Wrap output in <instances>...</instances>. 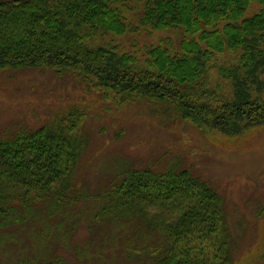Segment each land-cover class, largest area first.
Returning a JSON list of instances; mask_svg holds the SVG:
<instances>
[{
    "label": "trees",
    "instance_id": "1",
    "mask_svg": "<svg viewBox=\"0 0 264 264\" xmlns=\"http://www.w3.org/2000/svg\"><path fill=\"white\" fill-rule=\"evenodd\" d=\"M168 31L174 37L138 40ZM40 67L83 76L118 108L156 101L200 130L241 135L264 126V0H0V70ZM82 118L75 109L0 136V228L34 219L33 205L56 212L65 203ZM113 182L97 195L101 216L158 235L151 264H233L210 183L187 169L151 168Z\"/></svg>",
    "mask_w": 264,
    "mask_h": 264
},
{
    "label": "rangeland",
    "instance_id": "2",
    "mask_svg": "<svg viewBox=\"0 0 264 264\" xmlns=\"http://www.w3.org/2000/svg\"><path fill=\"white\" fill-rule=\"evenodd\" d=\"M169 36L173 32L138 40L152 44ZM166 107L138 100L118 108L77 73L0 70L1 137L52 124L71 110L83 114L82 152L65 203L56 212L45 209L48 203L33 205L34 219L0 228V264H54L60 258L67 264H151L158 235L106 221L97 197L126 172L146 168L187 169L210 183L222 198L232 233L233 264H264V126L229 136L200 130Z\"/></svg>",
    "mask_w": 264,
    "mask_h": 264
}]
</instances>
